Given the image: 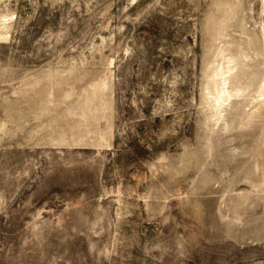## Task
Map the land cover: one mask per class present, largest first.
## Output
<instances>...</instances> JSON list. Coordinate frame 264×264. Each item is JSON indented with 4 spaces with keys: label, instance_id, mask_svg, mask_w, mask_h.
<instances>
[{
    "label": "rangeland",
    "instance_id": "374dc122",
    "mask_svg": "<svg viewBox=\"0 0 264 264\" xmlns=\"http://www.w3.org/2000/svg\"><path fill=\"white\" fill-rule=\"evenodd\" d=\"M0 264H264V0H0Z\"/></svg>",
    "mask_w": 264,
    "mask_h": 264
}]
</instances>
